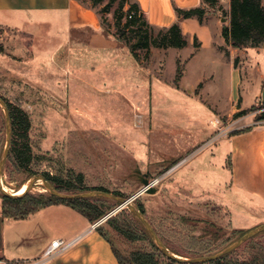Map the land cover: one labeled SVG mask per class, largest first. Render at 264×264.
Listing matches in <instances>:
<instances>
[{
  "label": "rangeland",
  "instance_id": "374dc122",
  "mask_svg": "<svg viewBox=\"0 0 264 264\" xmlns=\"http://www.w3.org/2000/svg\"><path fill=\"white\" fill-rule=\"evenodd\" d=\"M81 1L95 8L103 26L116 37L119 0ZM221 15L225 25L226 14ZM11 28L0 27V44L4 46L0 53V96L29 115L32 160L28 169L15 166L12 158L6 160L1 179L9 193L18 192L36 175L49 173L67 178L82 173L90 189L104 188L128 199L142 190L141 178L148 174L149 181L159 179L154 186L157 191L143 192L131 203L143 206L144 216L164 245L188 258L220 252L242 234L264 224V202L252 199L251 184H232L228 161L232 149L229 132L260 122L255 118L264 111L262 102L242 115L247 116L244 119L213 114L212 109L220 111L230 104L226 100L230 86L225 83L217 87V80L211 82L213 95L210 93L206 104L189 95V91L198 76L203 78L212 71L187 66L184 91L164 81L175 75L174 51L166 56V78L161 61L150 73L144 65L143 72L133 74L128 66L135 61L124 48V74L123 70L119 72V61L108 65L95 53L89 56L80 52V43L87 41L85 33H74L66 40L64 28L50 24L44 28L46 47L41 48V42L29 34ZM140 56L143 58V52ZM79 66L83 70L78 71ZM110 72L121 78L116 89L134 88L133 81L138 88L146 89L145 96L130 101L121 93L105 91L112 85L113 79L107 77ZM213 72L230 80L228 67ZM127 75L132 77H124ZM5 139V117L0 105V156ZM187 156V162L177 165ZM27 193L50 195L41 180ZM106 206L104 216L119 207L115 200ZM130 213L124 206L109 218L144 232L143 225ZM64 219L66 216L54 214L48 222ZM107 220L101 225L121 254L127 255L132 248L153 249L147 238L127 240ZM226 259L263 260L264 231L228 253ZM160 260L162 264H174L165 257Z\"/></svg>",
  "mask_w": 264,
  "mask_h": 264
},
{
  "label": "crops",
  "instance_id": "0c3cea01",
  "mask_svg": "<svg viewBox=\"0 0 264 264\" xmlns=\"http://www.w3.org/2000/svg\"><path fill=\"white\" fill-rule=\"evenodd\" d=\"M132 1L139 5L154 32L178 23L187 41L182 48H151L148 64H144L142 60L136 61L129 51L135 63L127 66L133 69V74L143 72L144 65L148 66L147 71L150 73L161 61L164 63L166 77V56L170 51H174L176 69L177 62L180 61L183 64V74L176 83L175 70V75L169 80L166 77L164 81H169L184 91L183 81L187 75V66L194 65L200 71H212L203 78L198 76L189 91V95L206 104L210 93L213 92L211 82L215 83L217 80V87H222L225 83L230 86L226 99L230 104L220 111L212 109L213 114L221 113L220 115L230 117L257 102H264V40L259 46L242 49L226 43L222 36L224 17L221 12H225V26H229L230 0H219L218 7H211L203 0ZM262 3L264 4V0ZM197 7L205 9L202 21L197 17L181 18L175 11L176 8ZM50 24L62 26L66 40L74 33H85L87 41L85 44L80 43V52L89 56L95 53L108 65L117 60L121 66L119 72L123 70L126 74L123 49L128 48L103 26L101 17L93 6L81 0H0V27H17L41 42V48L46 47L45 40L48 36L44 34V28ZM222 67L229 68V81L213 72L221 70ZM91 68L94 70L93 66ZM114 68L113 66L110 69ZM80 69L83 70L79 66L77 70ZM107 77L113 79L112 88L107 86L105 91L121 93L130 101L145 96L146 89L143 86L138 88L131 79L129 82L134 88L129 87L124 91L116 89V82L121 78L115 72L108 73ZM219 91L220 88L217 89V92ZM242 117L244 119L247 116ZM253 123L252 126L249 125V129L240 133L233 134L232 130L229 132L228 141L232 149L228 161L232 184H251L252 199L264 202V123ZM54 214H62L67 220L49 224L48 221ZM91 226L92 223L85 216L64 204L48 205L22 219L3 217L0 212V259L38 260L53 240L61 239L74 242L67 250L56 254L43 264H119L112 244Z\"/></svg>",
  "mask_w": 264,
  "mask_h": 264
},
{
  "label": "trees",
  "instance_id": "16d2710c",
  "mask_svg": "<svg viewBox=\"0 0 264 264\" xmlns=\"http://www.w3.org/2000/svg\"><path fill=\"white\" fill-rule=\"evenodd\" d=\"M203 1L211 7H218L219 4V0ZM117 9L119 11V14L115 16L116 38L126 45L136 61L140 62L142 60L144 64H148L150 60L151 48H182L186 45L187 41L178 23H173L166 28H161L157 32H154L152 26L147 22L144 13L140 10V7L136 2L132 0H119V6ZM175 11L181 18L197 17L200 21L203 20V17L205 15V9L201 7L191 9L176 8ZM229 19V26L224 25L222 28V36L224 37L228 45H231L234 48L242 49L259 46L263 42L264 4L262 3V0H230ZM124 20L125 22H123ZM3 51L4 46L0 44V53ZM140 52H143V58L140 56ZM236 62L237 60H235V63ZM182 74L183 72L181 63L180 61H178L175 76L176 83L180 80ZM5 103L9 109L11 124V144L7 159L12 158V162L18 168L28 169L29 164L32 160V149L29 143V115L19 107L13 106L7 101H5ZM262 105L264 106V102H262ZM254 108L255 107L251 106L248 109H243L236 113L234 116H242L249 111L254 110ZM255 120L264 122V111L258 114ZM247 129H249V126L246 128L234 130L232 131V133H240ZM43 176L51 184V186H53L60 192L76 194L91 190L108 191L104 188L90 189V187L84 184V177L82 173H77L75 176L70 175L67 178L50 175L49 173H44ZM114 194L119 195V193L117 192H114ZM1 195L2 209L0 210V212L3 217L22 219L48 205L64 204L78 211L80 214L85 216L92 224L101 219L106 214L105 207H107L106 205L110 200H112L103 197L65 200L53 195H35L30 193H25L18 198H11L3 195L2 193ZM117 205H119V202H117ZM108 208H111V206H109ZM136 208L145 215L144 208L141 204L137 203ZM122 213H125V211L122 210ZM130 214L132 215L133 213L131 212ZM107 223L113 228L115 232L122 235L127 240L135 242L147 238L153 246V249L132 248L127 255H123L112 241L106 228L103 225L98 226L96 229L100 233H102L104 237L112 244L113 252L119 264H162L160 257H165L166 259H168L169 263L186 264L167 258L158 249L144 226V232L138 233L125 223H120L117 219L109 218L107 220ZM167 248L172 253L177 254L169 247ZM226 258L227 254L208 263L264 264V259L260 261H228Z\"/></svg>",
  "mask_w": 264,
  "mask_h": 264
},
{
  "label": "water",
  "instance_id": "95a60500",
  "mask_svg": "<svg viewBox=\"0 0 264 264\" xmlns=\"http://www.w3.org/2000/svg\"><path fill=\"white\" fill-rule=\"evenodd\" d=\"M0 105L3 108L4 111V117H5V124H6V139H5V146L0 158V192L8 197L11 198H18L22 196L23 194L27 193L33 186L34 184L38 181L41 180L42 184L44 185V188L48 191L50 195L56 196L60 199H85V198H92V197H103V198H108L112 200H116L119 202V207L116 208L113 212H117L120 208L126 206L143 224V226L146 228L148 233L150 234L151 238L153 239L154 243L158 247V249L169 259H173L182 263H208L212 260L218 259L221 256H224L237 247H239L242 243H244L246 240L252 238L256 234L264 231V224L259 225L246 233H244L242 236H240L237 240L229 244L226 248H224L222 251L217 252L212 255H207V256H199V257H194V258H186V257H181L178 256L174 253H172L162 242V240L159 238L157 233L155 232L154 228L150 224V222L146 219L144 214L140 212L131 202L141 193L146 192L148 194H153L157 191V188L152 186L150 184V181L148 179V174H144V177L141 178V182L143 185V188L141 191L137 192L135 195H133L131 198H122L119 197L111 192L108 191H103V190H91V191H86V192H81V193H65V192H60L56 190L53 186L50 185V183L45 179L43 175H36L33 176L27 183L26 188L24 192L21 194H15V193H9L7 190L4 189L2 185V172L3 168L5 165V162L8 157L9 149H10V144H11V124H10V115H9V109L4 100L0 97ZM110 214V213H109Z\"/></svg>",
  "mask_w": 264,
  "mask_h": 264
},
{
  "label": "built area",
  "instance_id": "2783aa9c",
  "mask_svg": "<svg viewBox=\"0 0 264 264\" xmlns=\"http://www.w3.org/2000/svg\"><path fill=\"white\" fill-rule=\"evenodd\" d=\"M187 160H188V156L181 158L180 162L177 165H179L183 162H187ZM158 182H159V179H154L153 181H150V184L152 186H155V184ZM114 213H116V212L110 213V214L102 217L101 219H99L98 221L93 223L91 227L97 228L98 226H100L104 221H106ZM73 242H74V240L64 241L61 239H56V240H53L49 244V246L46 247V249L44 250V252L42 254V257L38 260L32 261V260H19V259H15V260L0 259V264H43L44 262H46L49 259H51L52 257H54L56 254L67 250L73 244Z\"/></svg>",
  "mask_w": 264,
  "mask_h": 264
},
{
  "label": "bare ground",
  "instance_id": "6f19581e",
  "mask_svg": "<svg viewBox=\"0 0 264 264\" xmlns=\"http://www.w3.org/2000/svg\"><path fill=\"white\" fill-rule=\"evenodd\" d=\"M2 182H3V180H2ZM26 185H27V184L24 183V184L21 186L20 190H19L18 192H16L15 194H21L22 192H24V190H25V188H26ZM5 186H6V185H5ZM5 186L3 185L4 189L7 190Z\"/></svg>",
  "mask_w": 264,
  "mask_h": 264
}]
</instances>
